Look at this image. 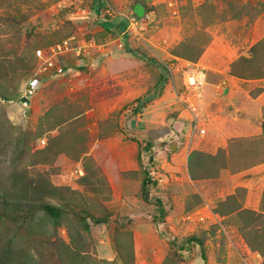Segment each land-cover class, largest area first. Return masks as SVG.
<instances>
[{
	"label": "rangeland",
	"instance_id": "obj_1",
	"mask_svg": "<svg viewBox=\"0 0 264 264\" xmlns=\"http://www.w3.org/2000/svg\"><path fill=\"white\" fill-rule=\"evenodd\" d=\"M71 37L74 72L24 106L35 50ZM253 46L264 65V0H0V199L33 212L0 206V247L23 264H264V77L230 73ZM84 213L106 222L84 232Z\"/></svg>",
	"mask_w": 264,
	"mask_h": 264
},
{
	"label": "trees",
	"instance_id": "obj_2",
	"mask_svg": "<svg viewBox=\"0 0 264 264\" xmlns=\"http://www.w3.org/2000/svg\"><path fill=\"white\" fill-rule=\"evenodd\" d=\"M138 8L143 10L142 6H135L132 12V18H138L140 16L141 13L138 12ZM105 30L107 32H111L110 28H105ZM255 50H256L255 46L251 47L250 51L252 52L251 53L252 57L250 58L241 57L238 61L232 63L231 71H230L232 76L237 77V78H242V79H245L246 77H249V78L264 77V65L257 64L252 59L253 56L255 55ZM251 64L256 65V67H254L253 71L251 72L247 70V68L242 70L239 66V65H243L245 67L246 66L250 67ZM140 108H141V104L137 103V109L139 110ZM137 162L139 165H141L143 162L142 155L139 151L137 152ZM150 180H151L150 177L146 175L141 183L142 196L144 200L146 201H148V197H149L148 187L151 184ZM156 202L159 205L158 206L159 216L163 218L165 216V210L163 209L160 201H156ZM35 204L30 205V207L35 210L37 209L39 211H42V213L46 215L55 225L58 224L60 217H61V210L58 207L53 206L51 204L42 203V202L35 203ZM0 206L4 210L8 211V214L6 215V217L13 220L14 222H17V221L25 222L33 218V212H31L30 210H26L24 208V205H20V203H14V204L9 203L4 198L2 200L0 199ZM77 216H78L79 226L84 232H88L90 229V226L87 222V218L91 219L94 225L103 224L106 222V218H103V217L95 218L86 213L78 214ZM153 220L155 221L154 218ZM186 242L195 243L196 245H198L200 249H203V242L195 236H189L186 239ZM171 245L173 246L172 243ZM0 264H23L21 261L20 253L12 247L10 242H7L6 244L0 247Z\"/></svg>",
	"mask_w": 264,
	"mask_h": 264
},
{
	"label": "built area",
	"instance_id": "obj_3",
	"mask_svg": "<svg viewBox=\"0 0 264 264\" xmlns=\"http://www.w3.org/2000/svg\"><path fill=\"white\" fill-rule=\"evenodd\" d=\"M83 48V45L78 44L71 37L56 42L46 49L35 50L34 57L38 61V66L27 81L23 90L21 103L27 106L29 99L38 92L43 81L49 78L72 74L74 72V65L62 64V58L68 54H73L76 58H79L85 53ZM76 66L80 65L77 64ZM197 75L198 72L186 75L183 81L186 90L197 88L200 85V78ZM185 101H188V98Z\"/></svg>",
	"mask_w": 264,
	"mask_h": 264
}]
</instances>
